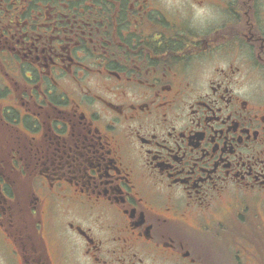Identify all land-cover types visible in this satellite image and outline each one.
Returning a JSON list of instances; mask_svg holds the SVG:
<instances>
[{
	"label": "flooded vegetation",
	"instance_id": "1",
	"mask_svg": "<svg viewBox=\"0 0 264 264\" xmlns=\"http://www.w3.org/2000/svg\"><path fill=\"white\" fill-rule=\"evenodd\" d=\"M264 264V0H0V264Z\"/></svg>",
	"mask_w": 264,
	"mask_h": 264
},
{
	"label": "rangeland",
	"instance_id": "2",
	"mask_svg": "<svg viewBox=\"0 0 264 264\" xmlns=\"http://www.w3.org/2000/svg\"><path fill=\"white\" fill-rule=\"evenodd\" d=\"M66 262L68 264H76L73 259H68V260H66ZM3 264H17V263L16 262H12V261H9V262L6 261V262H3Z\"/></svg>",
	"mask_w": 264,
	"mask_h": 264
}]
</instances>
